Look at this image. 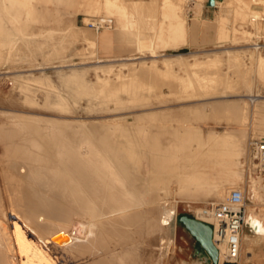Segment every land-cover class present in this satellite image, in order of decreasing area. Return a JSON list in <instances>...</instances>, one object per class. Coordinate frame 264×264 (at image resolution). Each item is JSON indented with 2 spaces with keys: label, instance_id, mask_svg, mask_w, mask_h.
<instances>
[{
  "label": "rangeland",
  "instance_id": "obj_1",
  "mask_svg": "<svg viewBox=\"0 0 264 264\" xmlns=\"http://www.w3.org/2000/svg\"><path fill=\"white\" fill-rule=\"evenodd\" d=\"M218 1L211 6L209 0H0V127L13 114L26 120L59 117L81 119L97 127L114 125L109 129L118 142L113 150L121 152L119 143L124 144L126 137L114 130L121 122L130 127L133 136L146 141L186 139L184 150L189 151L191 145V153L210 131L223 135L241 127L250 150L251 139L264 138V2ZM254 6L262 12L257 20L246 10ZM195 19L197 39L190 33ZM92 21L103 27L97 31L88 25ZM228 49L233 51L232 57ZM195 61L201 64L192 65ZM195 69H199L196 74ZM246 92L251 95H244ZM226 93L234 95L223 96ZM249 96L255 99L251 98V106L260 102L243 123L232 118L235 108L226 109V103L219 111L204 103ZM4 150L0 146V205L8 209L2 177L8 151ZM143 167L149 169L148 161ZM221 170L225 176L231 168ZM131 172L136 174L135 168ZM231 177L225 178V198L233 188H241L247 194V208L256 206L249 180L258 179L259 174L246 165L241 180ZM174 179L163 180L156 194L153 184H148L147 200L164 199L160 209L163 230L147 233L144 216L140 222L143 232L137 234L136 227L132 230L138 242L127 264H212L198 253L199 243L178 215L197 217L194 206L212 209L225 198L218 199L215 189L185 193ZM75 217L72 225L81 220ZM247 233L256 232L245 229L240 262L257 264L264 258V243L258 240L253 254L248 253ZM113 235L107 236V245L115 243ZM57 252L68 264L91 262L88 253L74 259L61 249ZM15 255L18 264L33 258L32 250L18 242Z\"/></svg>",
  "mask_w": 264,
  "mask_h": 264
},
{
  "label": "bare ground",
  "instance_id": "obj_2",
  "mask_svg": "<svg viewBox=\"0 0 264 264\" xmlns=\"http://www.w3.org/2000/svg\"><path fill=\"white\" fill-rule=\"evenodd\" d=\"M253 1L256 4L264 2ZM257 8L246 9L254 20L262 17ZM196 20L190 26V33L197 39L199 28L197 30ZM227 51L232 57L233 51ZM166 61L170 64L168 59ZM200 64V61H195L192 65ZM198 70H194L195 74ZM247 91H251L250 85ZM227 94L223 96L234 95ZM244 95L251 94L246 92ZM251 98L217 99L204 103H209L214 111H219L221 104L226 103V109L235 108L232 118L243 123L251 113H255L260 102L251 106ZM86 122L59 117L26 120L13 114L1 125L0 146H5L8 151L4 150L8 155L5 154L7 168L2 176L3 191L10 205L8 209L0 205V264H18L16 242L33 252V258L23 264H68L58 249L72 254L73 258L84 257L88 253L86 257L91 258L89 264H127L138 242L132 230L136 227V233L143 232L140 222L144 216L147 217V233L157 234L163 230L160 209L164 199L147 200L148 184H153L156 194L162 188L163 180L174 177L185 193L215 189L218 199H224L228 190L225 178L232 176L234 180H241L246 165L253 169L250 150L247 151L246 146L247 136L241 127L223 135L210 131L199 139L194 146L196 151L191 153V145L189 151L184 150L186 139L176 137L168 143L159 139L146 141L143 137L133 136L130 127L120 122L114 130L122 131L126 137L124 144L122 141L119 143L122 151L125 148L123 153L113 150L114 144L118 143L110 132L114 125L97 127ZM140 128L138 125L137 130ZM145 161H148V170L143 167ZM222 167L231 170L224 176ZM132 168L136 174L131 172ZM170 168L173 170L168 173ZM259 177L249 180L250 193L256 201V206L247 208V223L256 232L255 235H244L250 254H253L254 243L258 240L264 243V179L261 175ZM194 207L197 218L209 222L215 220L213 209L203 205ZM75 216L81 217L76 226L72 225ZM111 234H114L115 243L107 245V236Z\"/></svg>",
  "mask_w": 264,
  "mask_h": 264
},
{
  "label": "built area",
  "instance_id": "obj_3",
  "mask_svg": "<svg viewBox=\"0 0 264 264\" xmlns=\"http://www.w3.org/2000/svg\"><path fill=\"white\" fill-rule=\"evenodd\" d=\"M88 25L97 31L103 27L94 21ZM249 148L253 169L264 177V138L251 139ZM212 209L215 220L203 221L209 222L213 227V242L219 251L217 264H241V241L248 213L245 191L233 188L226 199L213 205Z\"/></svg>",
  "mask_w": 264,
  "mask_h": 264
},
{
  "label": "water",
  "instance_id": "obj_4",
  "mask_svg": "<svg viewBox=\"0 0 264 264\" xmlns=\"http://www.w3.org/2000/svg\"><path fill=\"white\" fill-rule=\"evenodd\" d=\"M209 4L214 6L216 0H209ZM178 220L185 226V228L194 236L199 243L198 253L204 255L208 263L217 264L219 251L213 242V227L209 222L203 221L196 216L188 213L178 215ZM246 228L254 233L252 227L247 223Z\"/></svg>",
  "mask_w": 264,
  "mask_h": 264
},
{
  "label": "crops",
  "instance_id": "obj_5",
  "mask_svg": "<svg viewBox=\"0 0 264 264\" xmlns=\"http://www.w3.org/2000/svg\"><path fill=\"white\" fill-rule=\"evenodd\" d=\"M257 254H259V253H257ZM257 264H264V258L263 259H259Z\"/></svg>",
  "mask_w": 264,
  "mask_h": 264
}]
</instances>
